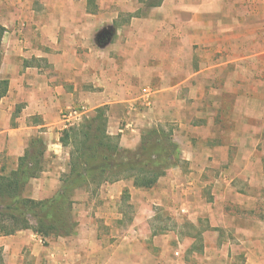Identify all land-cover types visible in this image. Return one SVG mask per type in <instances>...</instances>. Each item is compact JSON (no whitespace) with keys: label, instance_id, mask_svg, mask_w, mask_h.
Masks as SVG:
<instances>
[{"label":"crops","instance_id":"crops-1","mask_svg":"<svg viewBox=\"0 0 264 264\" xmlns=\"http://www.w3.org/2000/svg\"><path fill=\"white\" fill-rule=\"evenodd\" d=\"M258 1L246 5L248 15L240 17L239 5L225 9L222 0H183V10L190 13L184 41L190 48L198 45L196 60L202 63L196 73L177 85L154 88V79L162 76H153L152 67H145L144 53L158 43L153 35L158 29L155 13L164 3L149 6L151 10L144 17L140 0H0V26L6 31L0 76L9 81L8 94L0 102V174L17 170L34 138L43 139L45 156L64 155V161L69 162L70 152L65 153L60 142L66 130L61 114L81 108L85 119L105 109L107 134L119 139L124 148H135L152 127L173 123L184 132L187 129L182 143L189 149L183 157L190 167L201 165L206 171L207 167L220 170L228 165L246 173L253 165L254 141L262 137H256L252 110L264 109V0ZM104 31L110 33L101 37ZM240 42L248 46L245 51H240ZM193 78L199 79V115L204 131L189 135L192 122L180 119L184 113L175 114L171 104L184 105L186 101H179L178 94L194 91ZM170 94L174 96L172 103L167 101ZM225 120L234 121L236 127L227 131ZM65 172V167L58 172L44 169L40 178L30 182L26 196L36 201L51 198ZM234 181L231 177L226 184H212L217 192L211 206H218L222 215L232 214L235 221L256 219L264 229V210L256 209L262 208L261 199L234 193L240 188ZM200 185L205 188L208 184ZM129 187L139 190L118 182L103 186L102 192L106 199L116 200ZM258 212L263 214L256 216ZM249 228L238 225L232 232L235 238L246 237L240 243L244 252H259L264 257L263 239L254 247L247 236L256 235ZM97 233L90 218L80 223L73 236L74 242H80L77 257L86 251L96 258L94 253L99 250L93 237ZM257 236L264 238V233ZM43 243L32 231L0 236L2 264H25L27 254L38 263L41 254L52 252ZM107 260L109 249L102 248V264ZM76 264L81 263L78 260ZM248 264H264V260L250 259Z\"/></svg>","mask_w":264,"mask_h":264},{"label":"rangeland","instance_id":"rangeland-1","mask_svg":"<svg viewBox=\"0 0 264 264\" xmlns=\"http://www.w3.org/2000/svg\"><path fill=\"white\" fill-rule=\"evenodd\" d=\"M140 1L143 3L145 17L151 10L149 6L160 7L165 0ZM185 1L194 2L195 0ZM253 1L222 0V6L230 9L231 5H239L242 7L240 17L243 15L247 17L248 14L245 13L244 7L250 3L258 4L259 2L258 0ZM182 4L183 0L166 1L165 6L155 13L158 29L153 31V35L158 43L144 53L145 67H152L153 76H162L154 79V88L177 85L196 73L202 63L196 60L198 45H191L190 48L184 41L183 32L186 30L190 13L183 10ZM229 14L234 15L231 12ZM243 21L247 20L244 18ZM247 47L246 44L240 42V51H245ZM191 82L195 86L193 92L181 90L178 94L179 101H186L184 105L172 103L174 102L173 94L167 96V101L169 103L172 101L171 106L176 111L175 114L178 111L184 113L178 116L180 119L184 122H192L193 129L189 130V135L203 134V119L199 115L198 103L199 79L193 78ZM181 107L184 108L181 109ZM214 111V107L210 108V113L213 114L212 119L215 121ZM252 112L254 113L252 126L256 137H262L254 141L255 157L253 165L246 173H239L236 167L229 169L228 165L220 170L207 167L211 169L210 172H207V169L202 171L201 165L190 167L183 157V152L189 149L185 148L182 143L187 135V129L184 132V128L180 129L173 123L158 124L152 128L173 132L174 140L180 147L182 163L177 168L171 169L150 190L125 188L118 199L112 200L106 199L102 192L103 186L108 185L104 184L100 188H86L80 191L75 198V214L78 224L80 225L82 221L87 223L90 218L91 223L97 227V237H93L99 250L94 253L96 258L89 257L90 254L86 251L77 257V245L80 242H74L76 238L72 237L73 239L68 238L67 242L53 238L47 242L44 241L42 245L51 249L52 252L41 254L42 256L38 257V263L37 258L33 259L34 256L30 257L28 254L24 256L23 261L25 264H76L79 260L81 264H102V248L109 249L110 260H107L105 264H248L250 259L254 262L264 260L262 253L249 254L243 251L240 243L246 237H234V231L238 225L249 226L256 236L250 238L247 236V239L254 247H258L259 241L262 239L264 241V238L257 236L264 233L262 224H259L256 219H248V223L251 222L250 225L244 221H235L232 214L222 215L218 206H211L216 198L214 194L217 192L212 184H226L227 181L230 182L231 177H234L233 184L240 185L234 193L238 192L242 196L252 195L261 199L262 208L256 209L257 211L264 210V109H255ZM236 123L240 124L239 118ZM234 124V121L233 123L230 120L224 121L227 131L234 129L236 127ZM196 146L197 144H194V147ZM70 150L71 148L66 149L65 153H69ZM198 157L193 156L192 159ZM6 166L8 167L6 173H9V165ZM64 167L67 173L69 162L64 161V155L59 158L52 153L45 156L44 169L58 172L59 168ZM55 177H57L56 174ZM120 182L133 186L132 181ZM163 184L166 186L161 189L160 186ZM200 184L208 185L202 188ZM261 214L263 213L256 214V216ZM3 261L4 257L0 252V264Z\"/></svg>","mask_w":264,"mask_h":264},{"label":"trees","instance_id":"trees-1","mask_svg":"<svg viewBox=\"0 0 264 264\" xmlns=\"http://www.w3.org/2000/svg\"><path fill=\"white\" fill-rule=\"evenodd\" d=\"M5 29L0 26V70ZM9 81L0 76V102L8 94ZM62 146L70 150L69 169L57 192L36 201L26 188L44 172L46 147L42 138L30 141L18 168L0 174V236L32 231L43 241L68 239L77 234L75 198L86 188L128 180L139 190L153 189L160 179L182 163L181 150L173 132L151 128L135 148L120 146L107 134L105 109L81 125L62 132Z\"/></svg>","mask_w":264,"mask_h":264},{"label":"built area","instance_id":"built-area-1","mask_svg":"<svg viewBox=\"0 0 264 264\" xmlns=\"http://www.w3.org/2000/svg\"><path fill=\"white\" fill-rule=\"evenodd\" d=\"M61 119L66 129L77 127L85 120L84 109H69L61 114Z\"/></svg>","mask_w":264,"mask_h":264},{"label":"water","instance_id":"water-1","mask_svg":"<svg viewBox=\"0 0 264 264\" xmlns=\"http://www.w3.org/2000/svg\"><path fill=\"white\" fill-rule=\"evenodd\" d=\"M109 33H110L109 31H104V32L101 34V37H103L104 35L108 36ZM101 37H100V38H101Z\"/></svg>","mask_w":264,"mask_h":264}]
</instances>
